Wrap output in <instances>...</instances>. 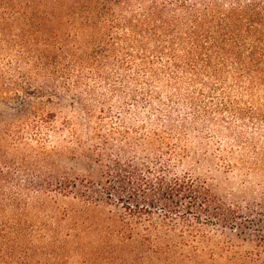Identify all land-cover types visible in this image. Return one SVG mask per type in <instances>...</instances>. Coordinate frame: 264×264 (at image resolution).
Segmentation results:
<instances>
[{"label": "trees", "instance_id": "16d2710c", "mask_svg": "<svg viewBox=\"0 0 264 264\" xmlns=\"http://www.w3.org/2000/svg\"><path fill=\"white\" fill-rule=\"evenodd\" d=\"M243 79L251 87L264 84V0H0V88L49 102L67 95L86 114L81 124L62 119L59 126L53 114L18 119L3 136L19 142L28 132L45 156L54 136L65 151L95 166L71 179L33 173L29 167L36 164L28 158L0 161V207H26L22 191L44 198L41 207L57 197H72L84 208L105 203L122 210V237H137L145 251L159 253L156 245L175 229L176 213L202 210L210 220L209 208L219 203L198 180L177 171L187 150L184 131L181 137L146 131L147 121L130 127L120 114L131 116L143 105L158 124V87L198 81L212 96L204 104L189 98L184 126L187 118L201 121L212 105L221 112L223 85L239 88ZM36 82L39 87H31ZM100 88L108 101L121 98L120 113L102 109L92 123L80 94L95 98ZM177 104L168 98L169 123L176 121L170 109ZM107 116L112 126L103 123ZM221 215L224 224L236 219Z\"/></svg>", "mask_w": 264, "mask_h": 264}, {"label": "rangeland", "instance_id": "374dc122", "mask_svg": "<svg viewBox=\"0 0 264 264\" xmlns=\"http://www.w3.org/2000/svg\"><path fill=\"white\" fill-rule=\"evenodd\" d=\"M203 82L210 85L207 79ZM39 85L36 82L31 87ZM223 86L224 99L218 100L221 112L212 105L213 111L202 114L201 121L187 118L184 126L180 121L191 112L189 98L204 104L212 96L198 81L190 86L182 82L170 90L158 87L161 104H153L162 114L158 124L143 105L131 116L120 114L130 127L147 121L146 131L158 129L173 137H181V131L186 133L187 150L177 171L198 180L219 203V207L209 208L210 220H204L206 213L202 210H180L170 222L175 229L158 241L159 253L153 254L143 249L137 237H122V210L117 207L100 203L84 208L72 197H57L56 204L47 202L41 207L37 204L44 198L22 191L26 207H0V229H4L0 235V264H264V84L251 87L243 79L239 88L230 83ZM198 90L207 96L205 100L196 94ZM13 92L0 88V161L28 158L36 164L29 167L31 172L66 174L71 179L89 174L94 164L65 151L57 137L53 136L50 144L53 151L46 150L45 156L28 132L19 142L3 136L6 126L34 115H55V126L62 119L81 124L79 117L86 114L79 104L67 95L49 102L44 96ZM94 96L80 94L91 111L92 123L102 109L110 108L112 116L120 113V97L108 101L104 88ZM168 98L178 103L170 109L174 123L165 117ZM20 103H25L22 112L18 110ZM104 119L103 123L112 126L113 117ZM78 129L84 136V130ZM197 213L202 217L199 223H195ZM223 213L236 219L224 224Z\"/></svg>", "mask_w": 264, "mask_h": 264}]
</instances>
